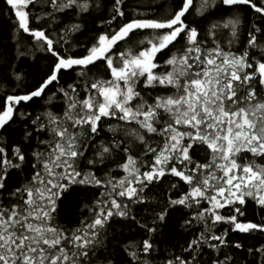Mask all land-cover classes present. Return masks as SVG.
Wrapping results in <instances>:
<instances>
[{"label": "snow or ice", "instance_id": "snow-or-ice-1", "mask_svg": "<svg viewBox=\"0 0 264 264\" xmlns=\"http://www.w3.org/2000/svg\"><path fill=\"white\" fill-rule=\"evenodd\" d=\"M0 264H264V0H0Z\"/></svg>", "mask_w": 264, "mask_h": 264}]
</instances>
